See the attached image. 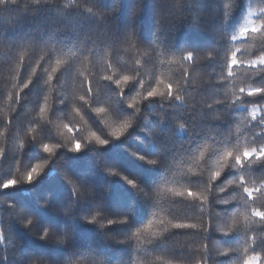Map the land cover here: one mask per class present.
<instances>
[{"label": "snow or ice", "instance_id": "snow-or-ice-1", "mask_svg": "<svg viewBox=\"0 0 264 264\" xmlns=\"http://www.w3.org/2000/svg\"><path fill=\"white\" fill-rule=\"evenodd\" d=\"M18 2L19 0H0V6H16ZM32 3L38 6L37 11L41 5H52L57 9L60 7L56 0H32ZM67 3L71 4L72 0H67ZM94 3L98 8L103 9L100 18L112 21L108 26L107 42L104 44L102 55H96L92 47H77L75 42L52 41V46L48 47L46 42L37 41L35 36H25L19 33L15 41L13 38L6 41L14 47L28 46L35 50L37 46H41L45 49L44 54L35 61V67H32L30 62L25 63L23 55L17 61L20 64L19 69L13 67L14 56L5 54L0 57L5 69L10 74L14 72L12 80L17 81L6 96L10 108L13 103L17 105L11 109L14 115L9 117L6 127L11 131V121L16 119L21 110L28 106L29 96L33 94L41 95L43 102L39 104L38 116L30 119L29 125L39 124L43 134L45 127L50 128L51 117L56 115L58 110L60 117L70 121L65 123L63 128L72 135L65 137L64 142H43L48 139L44 134L41 141H37L34 137H25V144L21 147L26 148L30 144H35L49 157L54 156L62 148L73 153L81 152L87 147L103 148L110 143V140L118 141L128 135L132 129L139 128L141 120L155 121L153 127L158 130V133L149 129L145 135V140L151 144L157 135L163 139V133L170 119L183 120L180 129L185 134L186 142L176 145L165 140L159 150L153 147L145 154H138L137 158L164 172L170 171L171 166L178 159L189 163L182 174L184 184L180 187L166 189L176 198L171 203L183 202L190 208L198 209L201 216L204 215V209L207 206L209 209L208 226L201 224L199 230L203 233L202 238L217 249L223 245L222 237H234L237 245L243 243L242 260L237 254L238 247H229L225 253H217L218 256L230 254L232 256L230 262L213 259L208 244H205V253L211 264H261V261H264V202L259 205L257 202L264 201V178L256 176L255 173L264 170V143L258 142L264 139V131L260 132L257 139L246 138L243 143L239 135L235 137V143H233L231 132L228 137L219 139L217 137L220 136L219 129L223 126L221 124L223 117L219 114L222 110L227 114L228 126L233 122L232 110L238 107L241 111V124H252L253 121H258V124L252 126L264 127V106L252 105L249 108L242 99L245 93L247 97L264 98V7L259 9L260 18L246 19L239 27L238 33L235 24L231 22L221 24L225 33V44L236 42L240 38L253 34L261 38L257 48L259 54L252 53L246 56V49L238 47L231 50L225 49L227 75L224 81L232 82L233 101L226 103L217 99L213 103L198 104L196 97H192L189 103L185 95L190 87V72L184 68V62L194 61L204 47H217L215 43L201 47L177 45L174 38L161 41V5L155 3V0H107V2L94 0ZM92 11V8L87 9L89 13ZM146 13L152 16V29L147 37L142 32V22ZM29 14L32 15L34 12ZM251 15L250 11L248 16L251 17ZM222 19L228 21V14L223 13ZM229 27L233 33L230 36L227 34ZM141 45H146L151 51H146L142 58H136L140 55ZM161 45H164L168 52L184 53L172 62L180 66L179 75L171 67L167 74H157V66H153L151 70L146 67L151 62L152 53H155L157 47ZM187 47L191 50L185 52L184 49ZM124 52L129 53L128 60L121 58ZM207 59H212V57H207ZM85 64L92 68L98 67L104 75L97 78V73L81 71L80 69ZM245 65L251 70V74L247 70L243 73L233 71L235 67L244 68ZM219 66L222 70L225 67L222 63ZM26 72L27 79L25 80ZM89 76L93 78L90 79ZM174 76L177 79L182 77L185 83H178L174 89L173 83L170 82ZM237 76L240 77L241 85L245 80H253V84L239 87V96L236 88ZM69 79L73 83L76 80L80 81L79 94L74 91L69 98L61 92L56 96V102L49 104L48 96L43 95L45 91L51 88L54 82L62 88L61 81L67 82ZM257 81H259V86H254ZM4 83L7 87L9 81L6 79ZM218 88L219 85L209 83L205 87L198 88L197 91L210 97L216 94ZM104 104L107 106H101ZM157 105H159L162 117L146 115V113H152ZM181 109L182 111H178ZM32 111H36V108H32ZM88 113H92L99 121L107 138L91 126ZM46 116L47 119H45ZM76 117L84 121L86 127H75L73 121ZM105 117H110L113 123L109 124ZM124 117H131V119ZM106 125L110 131L105 130ZM33 131L34 129L29 128V132ZM85 131L87 134L81 136V133ZM236 132H240L239 126L236 127ZM149 137L153 139L149 140ZM150 156L157 158L152 159L149 158ZM46 163L47 161L33 164L22 179L14 177L4 180L0 183V189L16 188L25 183L32 185L44 172ZM107 166L108 163L105 162V167ZM113 175H119V173H113ZM124 179L133 188L138 187V180L128 179L126 176ZM69 182L73 183L72 199L67 203L58 202L57 207L60 211L54 212L60 217L59 223H42L35 215L27 221L25 231L35 225L39 227L41 234L27 248L23 245L16 246V251H19L21 256L19 264H84L85 260L87 264H113L112 260L102 258L101 254L102 248L110 247L109 241L123 245L122 251L127 252V255H122L116 264H137L131 253L141 244L146 245L147 255H150L148 249L163 253L166 251L163 242L168 235L186 234L179 230L198 229L196 223L186 220L165 218L157 220L155 213H152V218H149L142 227L135 226L139 221L131 209H125L123 214L126 219H108L106 225L92 228L94 231L89 233L88 242L85 243L82 232L77 224L73 223L78 216L76 209L81 202L89 204L87 208L89 211L93 208L100 210L90 218H80V221L88 226L98 223L101 212L111 210L92 186H87L86 194L75 190L76 182L84 187L85 181L77 179L74 182L69 177ZM146 199L149 206H152L151 200L147 197ZM12 207L15 208L17 205L14 204ZM52 207L53 201L46 198L45 208L51 209ZM217 207H221V211H214ZM229 209L234 210L229 211ZM30 214L32 212L29 208H20L21 217ZM117 225L122 226L120 230L116 229ZM154 225L159 230H153ZM5 231L7 235H0V240L7 243L13 231L11 225ZM250 231L256 232L257 235L249 237ZM125 233L135 239V246L131 245L128 239H117L118 235ZM249 240L259 247L260 251L250 247ZM21 249L24 250L21 251ZM6 252L7 249H4L5 256ZM156 260L160 261V264H174V260L164 259L162 256H157ZM0 264H11V261L6 258L0 259ZM146 264H152V261L149 259ZM175 264H178V261ZM194 264H202V260L197 259ZM203 264H207V261Z\"/></svg>", "mask_w": 264, "mask_h": 264}, {"label": "trees", "instance_id": "trees-1", "mask_svg": "<svg viewBox=\"0 0 264 264\" xmlns=\"http://www.w3.org/2000/svg\"><path fill=\"white\" fill-rule=\"evenodd\" d=\"M56 3L60 5L58 9L52 5H41L38 11L36 10L38 6L33 4L32 0H19L16 6H0V57L5 54L14 56L13 67L15 69L20 67L17 61H19L21 55L25 57V63L30 62L32 67L36 66L35 61L40 55L44 54L45 49L41 46H37L33 50L28 46L14 47L9 45L6 41L9 38H13L15 41L18 38L17 33L25 36H35L37 41L46 42L48 47L52 46V41L75 42L77 47H92L96 55H102L104 44L107 42L108 26L112 23L108 19L100 18L103 9L98 8L94 0H72L71 4H68L67 0H56ZM155 3L161 5V41L174 38L177 45L185 44L201 47L211 46L214 43L217 45L215 48L204 47V50L196 56L194 61L184 62V68L190 72V87L185 94L188 97V102L191 103L192 97L197 98L198 104L213 103L217 99L226 103L232 102L234 99L231 95L232 82L224 81V77L227 75L225 49L231 50L238 47L247 50L245 52L246 56H250L252 53L259 54L257 48L261 38L259 35L253 34L240 38L236 42L225 44V33L221 24H227L228 22L235 24L238 33L239 27L248 19L250 11L252 12V20L260 18L259 9L264 7V0H155ZM88 8L93 9L92 13L87 12ZM33 12L34 14H29ZM223 13L228 14V21H223ZM151 29L152 16L146 13L142 22V32L145 37L149 35ZM227 34L228 36L233 34L231 27H229ZM189 50H191L190 47L184 49L185 52ZM146 51L150 52L151 49H148L146 45H141L140 55L136 58H142ZM183 54V52H168L166 47L161 45L157 47L155 53H152L151 62L146 67L151 70L153 66H157V74H167L171 67L179 75L180 66L172 62L175 61L176 57ZM210 56L212 59H207ZM121 58L128 60L130 58L129 53L124 52ZM161 61L163 62L162 65ZM221 63L225 65L223 70L219 66ZM189 65L192 66L189 67ZM80 70L86 73H97V78L104 75L98 67L92 68L87 64ZM245 70L251 74V70L247 69V65L244 68L235 67L233 69L235 73H243ZM12 75H14V72L10 74L5 69L3 61L0 60V121H3V123H0V183L14 177L22 179L33 164L44 163L45 161L47 163L44 172L32 185L25 183L16 188L0 189V235H7L5 230L10 225L13 229L7 243L0 240V259L6 258L11 261V264H19L21 256L20 252L16 251V246L23 245L24 248H27L41 234L39 227L35 225L30 230L25 231L27 221L32 219L34 215L42 223L60 222L59 215L54 212L60 211L57 207L58 202L67 203L72 199L73 183L69 182V177L74 182L77 179L86 182L84 187H81L79 182L75 183V190L82 194L87 193V186H92L97 195L111 210L110 212H101L98 223L88 226L83 224L80 218H90L91 215H95L100 210L93 208L89 211L87 209L89 204L81 202L76 209L78 216L73 223L77 224L80 232H82L85 243L88 242L89 233L94 231L92 228L106 225L108 219H126L123 210L131 209L135 218L139 221L135 226L142 227L146 224L147 220L152 218V213L156 214L155 219L157 220L161 218L179 219L198 225L196 230H179L182 233L186 232V234L168 235L163 242V247L166 249L163 253L148 249L150 255H147L146 245L141 244L139 248L131 253L137 264H146L149 259L152 264H160V261L156 260L157 256L174 260V264L176 261H178V264H194L197 259L202 260V264L204 261L211 264L205 253V244H208L213 259L230 262L232 260L230 254L217 255L218 252L225 253L229 247H238L237 254L241 260L243 259V243L237 245L234 237H222L223 245L218 249L202 238L203 233L199 230V226L201 224L205 227L208 226L209 209L207 206L204 209V215L201 216L198 209L190 208L183 202L171 203L176 198L168 193L166 189L180 187L184 184L182 174L189 166L187 161L178 159L173 163L170 171L164 172L137 158L138 154H145L151 151L153 147L159 150L165 140L176 145L186 142L185 134L180 129L183 120L170 119L163 133V139L157 135L155 141L151 144L148 140H145V135L149 129L154 133H158V130L153 127L155 121L141 120L139 128L132 129L128 135L118 141L110 140V143L103 148L87 147L78 153L69 152L62 148L54 156L49 157L35 144H30L26 148L21 147L25 144V137H34L37 141H41L44 134L48 139L43 140V142H64L65 137L72 135L63 128V125L70 121L60 117L58 110L56 115L51 117L50 128L45 127L43 134L39 124L29 125L28 121L38 116L39 104L43 102L41 95L33 94L29 96L28 106L21 110L16 119L11 121L10 131L6 125L9 122V117L14 115L11 109L17 107L13 103L10 108L6 98L7 92L11 91L12 86L17 82L12 80ZM89 78L93 77L89 76ZM6 79L9 81L7 87L4 83ZM26 79L27 72L25 74ZM239 79L240 77L237 76L238 96L239 87H247L249 84H253V80H245L241 85ZM170 82L173 83L174 89L178 83H185L182 77L177 79L175 76ZM209 83L219 85L216 94L209 97L205 93L197 91L198 88L205 87ZM61 84L63 85L62 88L54 82L52 87L43 94L48 96L49 104L56 102V96L61 92L69 98L74 91L79 94V80H76L75 83L71 79L67 82L62 80ZM254 86H259V81ZM93 87L95 89V85ZM242 99L243 103L249 108L252 105L264 106V98L259 96L247 97L245 93ZM32 108H36V111H32ZM178 111H182V109ZM219 114L223 117L221 121L223 126L219 129L220 136L217 137L218 139L228 137L231 132L233 143H235L237 135L243 143L246 138L257 139L260 132L264 131V127L252 126L258 124V121H253L252 124H241V111L238 107L232 110L233 122L230 126L227 125V114L223 110ZM87 115L91 126L106 137L104 129L95 116L92 113ZM146 115L162 117L159 105L152 113H146ZM124 118L131 119V117ZM45 119H47V116ZM105 119L108 120L109 124L113 123L110 117H105ZM133 122L135 123V121ZM73 123L77 128L86 127L85 122L80 121L79 117H76ZM237 126L240 127L239 133L236 132ZM29 128L34 129V131L29 132ZM105 130L110 131L107 125ZM86 134V131L82 132L81 136ZM152 139V137H149V140ZM258 142L264 143V139H260ZM209 143L212 142L209 141ZM149 158L156 159L157 157L150 156ZM105 162L108 163L107 167H105ZM113 173H119V175H113ZM255 175L264 178V170L256 172ZM125 176L128 179L138 180V187L133 188L128 185L124 179ZM146 197L151 200L152 206H149ZM46 198L53 201L51 209L45 208ZM261 202L264 201H258L257 204L259 205ZM14 204L17 207H12ZM22 207L29 208L32 214L21 217L19 212ZM233 210L229 209V211ZM214 211H221V207H217ZM121 227L117 225L116 229L120 230ZM153 230L159 229L154 225ZM256 235V232L250 231L248 233L249 237H255ZM117 239H128L131 245L135 246L136 244L135 239L127 233L118 235ZM109 245L110 247L102 248V258L110 259L113 264H116V261L122 255H127V252L122 251L124 249L123 245H119L114 241H109ZM249 246L256 248V251H260V248L252 244L251 240H249ZM4 249H7L6 256ZM23 250L21 249V251ZM84 264H87L86 260ZM261 264H264V261H261Z\"/></svg>", "mask_w": 264, "mask_h": 264}, {"label": "rangeland", "instance_id": "rangeland-1", "mask_svg": "<svg viewBox=\"0 0 264 264\" xmlns=\"http://www.w3.org/2000/svg\"><path fill=\"white\" fill-rule=\"evenodd\" d=\"M251 17H252V15H251ZM251 17H248V19H249V18L252 19Z\"/></svg>", "mask_w": 264, "mask_h": 264}]
</instances>
